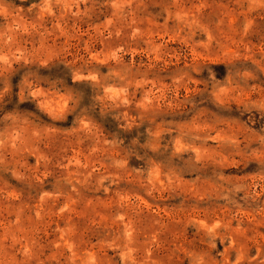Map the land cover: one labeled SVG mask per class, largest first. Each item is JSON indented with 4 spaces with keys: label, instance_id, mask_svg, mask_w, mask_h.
<instances>
[{
    "label": "rangeland",
    "instance_id": "1",
    "mask_svg": "<svg viewBox=\"0 0 264 264\" xmlns=\"http://www.w3.org/2000/svg\"><path fill=\"white\" fill-rule=\"evenodd\" d=\"M0 264H264V0H0Z\"/></svg>",
    "mask_w": 264,
    "mask_h": 264
}]
</instances>
